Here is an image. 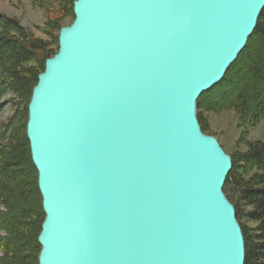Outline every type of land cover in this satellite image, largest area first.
I'll list each match as a JSON object with an SVG mask.
<instances>
[{"label": "water", "instance_id": "1", "mask_svg": "<svg viewBox=\"0 0 264 264\" xmlns=\"http://www.w3.org/2000/svg\"><path fill=\"white\" fill-rule=\"evenodd\" d=\"M264 0H75L27 107L44 220L37 264H244L231 157L200 96Z\"/></svg>", "mask_w": 264, "mask_h": 264}, {"label": "trees", "instance_id": "2", "mask_svg": "<svg viewBox=\"0 0 264 264\" xmlns=\"http://www.w3.org/2000/svg\"><path fill=\"white\" fill-rule=\"evenodd\" d=\"M27 1L46 15L44 39L36 38L18 19L0 13V110L6 104L16 107L0 125V264H37L44 213L26 138L27 107L46 60L58 51V37L53 34L66 19H74L75 0ZM224 112L233 113L244 130L264 122V8L223 80L198 99L202 132L212 135L205 114ZM240 145L244 150L228 154L232 168L223 192L241 227L244 264H264V139L242 137Z\"/></svg>", "mask_w": 264, "mask_h": 264}, {"label": "rangeland", "instance_id": "3", "mask_svg": "<svg viewBox=\"0 0 264 264\" xmlns=\"http://www.w3.org/2000/svg\"><path fill=\"white\" fill-rule=\"evenodd\" d=\"M0 13L6 17L18 19L36 38L44 39L41 30H43L46 22V15L42 8L32 6L27 0H0ZM72 22L73 18L66 19L62 23V28L71 25ZM55 36L58 37L59 33H54L53 38ZM53 42L55 43V40ZM15 110L16 107L13 104L4 105L2 110H0V125L6 122L14 114ZM204 117L206 118V126L209 128L210 134L213 135L209 136L214 137L218 141L220 147L227 155L237 149L244 150L243 146L240 145L242 137L248 141L264 139V122L256 127L244 130L239 126L236 116L231 112L209 113L205 114Z\"/></svg>", "mask_w": 264, "mask_h": 264}]
</instances>
